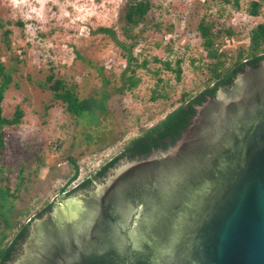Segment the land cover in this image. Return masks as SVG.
<instances>
[{
    "label": "rangeland",
    "instance_id": "374dc122",
    "mask_svg": "<svg viewBox=\"0 0 264 264\" xmlns=\"http://www.w3.org/2000/svg\"><path fill=\"white\" fill-rule=\"evenodd\" d=\"M131 1L0 0V58L14 70L4 115L11 118L18 107L25 112L20 126L5 129L6 150L0 152L5 169L1 184L14 194L16 228L7 243L49 205L94 177L132 140L184 105L183 94L196 97L213 87L209 65L214 61L208 59L198 31L203 18L216 23L215 33L222 27L240 32L218 42L220 52L228 54L227 67L239 49L249 47L252 29L264 23V10L257 18L248 14L251 0H243L240 9L224 0H150L146 20L129 28L125 14ZM100 28H110L120 41L133 44L140 64L148 61L147 68L137 70L141 83L136 89L121 90L127 69L123 50ZM178 61L180 81L164 65L171 62L176 69ZM52 74L65 79L81 99L108 96L107 112L72 117L54 92L42 86ZM155 91L168 97L154 101ZM89 134L95 135V143H89ZM71 158L80 167L75 182H70L75 175ZM4 230L0 215V237Z\"/></svg>",
    "mask_w": 264,
    "mask_h": 264
},
{
    "label": "water",
    "instance_id": "95a60500",
    "mask_svg": "<svg viewBox=\"0 0 264 264\" xmlns=\"http://www.w3.org/2000/svg\"><path fill=\"white\" fill-rule=\"evenodd\" d=\"M53 204L15 264H264V61L174 146Z\"/></svg>",
    "mask_w": 264,
    "mask_h": 264
},
{
    "label": "trees",
    "instance_id": "16d2710c",
    "mask_svg": "<svg viewBox=\"0 0 264 264\" xmlns=\"http://www.w3.org/2000/svg\"><path fill=\"white\" fill-rule=\"evenodd\" d=\"M243 0H224L226 4H233L237 9L241 8V2ZM125 14V21L129 28H134L143 23L150 11L152 5L150 0H134L127 4ZM264 10V0H251L248 14L257 18L261 16ZM216 23L212 21L207 22L206 19L200 22L198 31L203 39V47L209 60L214 61L213 65H209L211 80L214 82L213 87L208 85V89L199 94L196 97H192L190 93L183 94L184 105L177 110L169 114L161 123L145 131L140 137L131 141L129 148L125 153H129L131 156L130 161L149 158L155 151L167 150L171 146H174L182 134L187 131L191 125V121L196 114V106L203 104L208 97L215 96L221 88H232L237 76L244 72L246 67L255 66L264 61V23L257 25L249 33L250 44L247 49H239L234 55V61L230 67H227L225 59L228 54L225 51L220 52L218 42L224 37L232 39L239 36V31L236 29H226L222 27L219 32L215 33ZM99 33L104 35H110L114 38L116 44L123 50L124 58L127 62V69L124 71V87L122 91L134 90L140 83L141 79L136 76L137 70L141 68H147L148 61H144L141 64L139 60L134 57L133 49L134 45H128L118 39L114 30L110 28H100ZM11 34L10 31L5 33L6 37ZM223 42V41H222ZM9 43V40H8ZM158 61V59H156ZM193 62H196L195 60ZM182 61L177 62V68H172L171 62H165V68L173 71L177 75V79L180 81L183 69L181 67ZM134 66V69H133ZM13 68L7 67L0 58V152L6 150L5 141V129L9 127L20 126L25 117V112L18 107L11 118L4 115V101L6 93L10 89L13 78ZM129 73V76H126ZM43 87L47 86L54 92L56 100L61 101L65 105V110L74 118H82L86 114L99 115L107 112V99L105 96L102 100H97L94 97L81 99L76 91L69 87L66 80L58 78L57 75L52 74L48 77V80L42 84ZM162 92L155 91L153 100L157 101L162 98H167ZM170 138L171 142L167 143V139ZM89 143H95V135H88ZM122 156L116 157L106 163L96 176L104 177L107 172L114 170ZM71 162L75 169V175L71 178L70 182H75L79 176L80 167L77 160L71 158ZM5 173V169L0 167V215L5 225V230L1 233L0 237V264H15L17 260L22 256L24 250V244L30 236L32 222L36 218H41L47 212L53 210L55 204L49 205L45 211L37 215L28 224L22 226L12 241L7 243L9 238V232L13 231L16 226L13 224L14 207L12 205L11 198L14 194L11 189L3 186L1 183L5 181L1 176ZM23 173V170L21 171ZM93 184V178L84 180L76 189L68 193V196H72L74 193L81 192ZM62 192H66L63 189ZM20 252L21 254H18Z\"/></svg>",
    "mask_w": 264,
    "mask_h": 264
},
{
    "label": "flooded vegetation",
    "instance_id": "af4514ba",
    "mask_svg": "<svg viewBox=\"0 0 264 264\" xmlns=\"http://www.w3.org/2000/svg\"><path fill=\"white\" fill-rule=\"evenodd\" d=\"M155 127V126H154ZM154 127H152V128H154ZM167 143H170L171 142V139L170 138H168L167 140ZM131 143V142H130ZM130 143L125 147V149L123 150V152H121L119 155H117L116 157H119V156H122L120 159H119V162L117 163V166H116V168L118 167V166H120L121 164H123V163H125V162H130V159H131V156L129 155V153H125V151H127V149L129 148V145H130ZM116 157H114V158H116ZM113 158V159H114ZM138 157H136V160H138L137 159ZM112 160V159H111ZM110 160V161H111ZM102 168V167H101ZM100 168V169H101ZM115 168V169H116ZM100 169L98 170V172L100 171ZM110 173H111V171L108 173L107 172V174H106V176H102V177H98V176H94V178H93V184L91 185V186H89L88 188H86L85 190H83V191H81V192H87V193H89V192H91V191H93L95 188H96V186L98 185V184H102V183H104L105 182V180L107 179V177L110 175ZM97 174V173H96ZM18 254H21L20 252H18Z\"/></svg>",
    "mask_w": 264,
    "mask_h": 264
}]
</instances>
